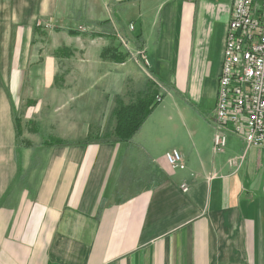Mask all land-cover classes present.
Masks as SVG:
<instances>
[{"label":"crops","instance_id":"0c3cea01","mask_svg":"<svg viewBox=\"0 0 264 264\" xmlns=\"http://www.w3.org/2000/svg\"><path fill=\"white\" fill-rule=\"evenodd\" d=\"M82 1L90 25L134 27L144 82L168 91L130 143L29 144L33 89L12 58L28 26L77 0H0V264H264V146L229 135L213 153L232 0Z\"/></svg>","mask_w":264,"mask_h":264},{"label":"rangeland","instance_id":"374dc122","mask_svg":"<svg viewBox=\"0 0 264 264\" xmlns=\"http://www.w3.org/2000/svg\"><path fill=\"white\" fill-rule=\"evenodd\" d=\"M82 2L77 0L75 12L67 14L65 9L66 14L55 23L38 18L28 26V36L19 42L18 54L12 58L13 65L20 67L21 80L33 89L20 112L27 120L23 132L29 144L40 145L47 140L54 145L114 140L109 136L117 124L114 117L117 101L125 106L135 104L146 84L143 75L149 63L137 52L141 51L138 45L137 49L133 45L136 43L132 41L134 27L129 26L128 35L115 22L90 25L88 9L83 8ZM109 18L113 19L110 9ZM102 34L107 38H101ZM17 45L18 42H13V47ZM153 81L155 78L149 77V82ZM158 89L159 94L166 90L160 85ZM215 120L214 115V126ZM41 150L38 156L43 158ZM229 164L236 165L233 160Z\"/></svg>","mask_w":264,"mask_h":264},{"label":"built area","instance_id":"2783aa9c","mask_svg":"<svg viewBox=\"0 0 264 264\" xmlns=\"http://www.w3.org/2000/svg\"><path fill=\"white\" fill-rule=\"evenodd\" d=\"M232 7L216 98L217 154L225 151L229 135L242 139L247 150L264 146V0H232ZM165 160L174 171L184 168L178 150ZM181 189L189 190L185 184Z\"/></svg>","mask_w":264,"mask_h":264},{"label":"trees","instance_id":"16d2710c","mask_svg":"<svg viewBox=\"0 0 264 264\" xmlns=\"http://www.w3.org/2000/svg\"><path fill=\"white\" fill-rule=\"evenodd\" d=\"M108 24L109 22H103L100 25ZM159 85L162 89H166L162 94H159ZM167 91L168 89L164 85L153 81L144 85L135 104L125 106L122 101H117V108L114 112L117 124L114 133L109 136L114 140H108L107 143H130L166 97Z\"/></svg>","mask_w":264,"mask_h":264}]
</instances>
